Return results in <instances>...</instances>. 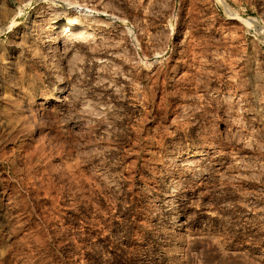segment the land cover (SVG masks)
Wrapping results in <instances>:
<instances>
[{
	"label": "rangeland",
	"instance_id": "374dc122",
	"mask_svg": "<svg viewBox=\"0 0 264 264\" xmlns=\"http://www.w3.org/2000/svg\"><path fill=\"white\" fill-rule=\"evenodd\" d=\"M0 264H264V0H0Z\"/></svg>",
	"mask_w": 264,
	"mask_h": 264
},
{
	"label": "bare ground",
	"instance_id": "6f19581e",
	"mask_svg": "<svg viewBox=\"0 0 264 264\" xmlns=\"http://www.w3.org/2000/svg\"><path fill=\"white\" fill-rule=\"evenodd\" d=\"M53 15H55V17L53 18V24H54L53 31L55 33H61L62 31L65 30L63 35L73 34L75 38H88L89 36H91L92 35L91 30L87 28H83L84 25L99 21L94 18V15H87L85 20H80L77 17L76 18L75 17L61 18L59 17L60 13L58 12H53ZM62 21H64V23L61 24ZM77 25L80 26L81 28H79ZM159 59H160L159 56L158 57L156 56L154 58L155 61ZM63 91H65V89L61 88L60 93ZM36 105H37L36 102L32 101V102H29L26 106L34 107ZM194 164H195V161L193 160H189L187 163H185L186 166H191Z\"/></svg>",
	"mask_w": 264,
	"mask_h": 264
}]
</instances>
